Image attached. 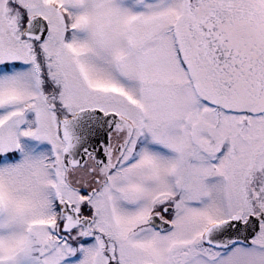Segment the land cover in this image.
<instances>
[{"label": "snow or ice", "instance_id": "obj_1", "mask_svg": "<svg viewBox=\"0 0 264 264\" xmlns=\"http://www.w3.org/2000/svg\"><path fill=\"white\" fill-rule=\"evenodd\" d=\"M0 264H264V0H0Z\"/></svg>", "mask_w": 264, "mask_h": 264}]
</instances>
